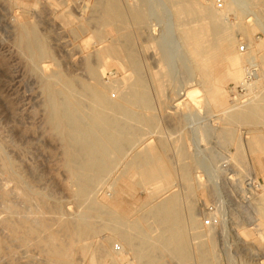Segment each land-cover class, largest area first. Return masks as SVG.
I'll use <instances>...</instances> for the list:
<instances>
[{
	"label": "rangeland",
	"instance_id": "1",
	"mask_svg": "<svg viewBox=\"0 0 264 264\" xmlns=\"http://www.w3.org/2000/svg\"><path fill=\"white\" fill-rule=\"evenodd\" d=\"M121 1L122 3L135 2L133 0ZM140 1L144 4L147 3L146 5L151 12H153L152 9L155 10L152 15V24L159 41H162V47L165 45L163 49L158 51L159 56H156L151 49L152 47L147 50L144 49L146 50L144 52L143 44L145 45V43H141L139 39L135 40V48L139 51H137V55L140 57L141 72L148 90L152 94L150 95L152 110L150 113L145 112V114L154 117L155 125H158L149 129L144 128L143 133L141 132V138L154 141L156 137L163 136V140L167 141L166 147L169 149L164 150L165 155L168 156H165V160L173 162L176 161V156L171 150L175 149V145H191L190 148L193 149L192 134L195 128H198L196 130L199 132L200 128L205 127L206 129L212 124L213 127L211 126V128L216 126L214 123L220 114V108L209 104L211 99L216 103H224L230 106L232 103L234 105L246 101L248 96L240 99L241 101H233L230 90L236 86L237 80L228 76L226 65L220 59H214L208 63L207 73H203L204 77H202L201 72L198 73L199 70L194 68L191 57L176 36L178 35L176 28L169 25L170 22L167 17L170 14L167 10L169 8L168 0ZM259 1L234 0L235 5H232L222 16L224 28L237 39L235 44L237 53H239V43L242 41L247 43L249 39L257 44L255 52L258 55L264 52V20L259 13L262 6ZM93 2L94 0H0V264H53L41 247L37 245L39 244L37 241L40 239H43V242L46 240L56 247L63 246V251L68 252L63 260L66 264H114L111 256L96 249L100 238L110 234L109 229H107L110 222H101L94 217L95 215L86 210L84 208L85 199L97 196L105 210L115 212L113 214L121 219H135L138 212L140 213L143 209L148 194L153 191L155 183L143 186L138 184L137 176L133 172H127L121 179L115 181L110 177L111 175L102 177L89 195L83 197L82 194L77 193L74 176L70 168L65 165L63 144L46 123L42 66L46 65L45 75L61 70L60 72L67 76L74 75V77L86 78L85 69L80 61L81 55L78 53L82 54L81 51L84 50L82 42L87 39L88 36L86 35L89 31L85 29L73 34L68 29V25L70 26L68 22L71 18L72 21L76 20L73 22L74 24L81 25L82 23L81 26L87 25L92 31L96 25L93 21L96 16L95 11L92 10ZM197 2L201 5H209L215 3V0H197ZM70 13H73V16L68 17L67 15ZM64 17L67 20L64 21ZM241 23L247 32L236 27ZM253 23L254 30L249 27ZM29 26L34 28L37 36L40 35L38 36L40 39H44L47 49L49 48L48 50L52 52L53 59L31 60L29 53L22 44L24 28ZM109 36L111 37L112 33H109ZM141 39V41L145 40L144 37ZM159 57L163 59L161 60ZM242 65L245 69L247 62L243 60ZM164 67L171 71H169L168 77L161 79L163 82L160 80L163 83L161 94L162 90L160 93L156 90L154 76L150 75L151 72L153 75ZM257 67L258 79L260 78L261 81L258 82L257 80L256 82L255 95L264 87V66L257 63ZM120 71L122 70L119 67L110 66L106 70L105 80L110 81L119 78L124 74L123 71ZM191 89L196 90L197 100L187 99L185 103L180 102L185 97L180 95L181 97L178 98L177 93L182 94L184 90ZM81 100L85 108L87 102L84 99ZM160 103L167 105L164 106L165 110L161 108L163 104L160 106ZM157 121L161 122L158 124ZM230 124V127L235 130L238 136L243 138L245 143H243L241 160L233 164L235 167L232 163L226 166L224 164L226 157L229 153L236 152V143L229 141L225 144L214 131L206 134L205 139L201 138L198 133L197 139L200 143H197L196 161L199 163L202 161L201 167L197 168L198 172L205 180L208 178L206 177L207 173H211L219 167L221 173L218 176L222 187L219 196L207 197L208 202L205 201V207H201L200 202H197L198 199H195L196 201L192 199L198 198L195 192L190 194L189 200H194L193 209L196 210V217L200 223L203 224V221L209 217L215 221V225L206 226L216 246L213 253L214 262L212 261V263L264 264V155L257 150L252 140L253 137H256L260 145L264 147V129L263 125L257 123L250 125L247 123H228V126ZM225 125L220 124L219 126L228 127L227 124ZM154 131L159 132L155 133ZM177 135L179 136L177 137ZM184 135L187 139L184 138ZM222 161L225 166H221ZM248 161L251 162L252 167L246 172ZM243 167L244 169H242ZM201 168L206 169L205 172L203 170L204 173ZM227 168H232V170L227 171ZM176 177H172L170 192L164 193L161 198L177 192L179 193V206L184 209L188 199H184L186 192L183 190V183ZM112 185L116 194L113 199H110L109 194ZM215 196L218 198L216 199ZM84 213H87L86 221L93 223L96 232L93 236L84 237H75L69 234L65 225L76 220L79 214ZM30 230L35 231V236L28 235ZM188 232V234L192 233L191 230ZM255 232H258L257 235ZM189 236L190 243L199 241L192 239L191 235ZM118 241L117 239L111 241L114 248H116ZM192 247L193 244H191ZM133 258V252L127 251V254L121 256L119 264H139ZM192 258L183 264H197L194 260V254H192ZM164 262L166 264H178L169 256H165Z\"/></svg>",
	"mask_w": 264,
	"mask_h": 264
},
{
	"label": "bare ground",
	"instance_id": "2",
	"mask_svg": "<svg viewBox=\"0 0 264 264\" xmlns=\"http://www.w3.org/2000/svg\"><path fill=\"white\" fill-rule=\"evenodd\" d=\"M133 2L122 3L121 0H94L92 10L96 13L93 19L96 25L94 26V23H92L94 26L92 31L87 25L81 26L82 23L81 25H76L73 23L76 20L72 21L71 18L69 19L68 23H70V26L68 25V29L73 34H77L79 31L82 32L85 29L89 31L86 35L88 36L87 39L82 42L84 50L81 51L82 54L78 53V55H81L80 61L85 69L86 78L74 77V75L67 76L60 72L61 70L53 71L50 75H45L46 65L42 66L46 123L52 133L63 144L65 165L70 168L74 176V185L77 193L82 194L83 197L89 195L96 183L106 175H111L110 177L115 181L121 179L127 172H133L137 176L138 184L144 186L155 183L153 191L148 194L147 201L143 204V209L140 213L138 212V216L135 219H121L113 214L115 212L112 213L109 210H105V207L101 205L102 202L98 201L97 196L85 199L86 204L84 208L86 210L95 215L94 217L98 218L101 222H110V226H107L110 234L108 233L109 235L107 234V236L100 238L101 240L97 243L96 248L98 251L111 256L114 264H119L121 256L125 253L127 254V251L133 252V259H136L139 264H166L164 262L165 256H169V258L175 260L178 264H183L193 259L192 254H194V260L197 264H214L212 261L214 259V248L216 247L215 241L209 234L208 227L200 223V220L196 217L193 201L198 199L197 202L199 201L202 206L199 205L205 207V201L208 202L207 197L220 195L222 185L220 184L218 174L221 173V170H219V167L214 168V171L207 173V179L204 180L201 177L197 168L201 167L202 161L200 163L196 161L197 143H200L197 139V134L199 133L201 138L205 139L206 134L213 133L214 131L225 144L229 141L236 143V152L228 154L224 162L226 166H229L231 163L232 165L236 164L241 160L244 140L230 127L231 124L228 126V123H247L249 125L257 123L258 125H263L264 129V87L255 95L256 82L257 80L258 82L261 81L260 78L258 79L257 63L264 66V52L258 55L255 52L257 44L253 43L250 39L246 43L247 52L239 54L235 50L237 39L226 31L222 23V16L232 5H235L234 0H223L221 9L216 8L215 3L201 5L197 0H168L169 8L167 10L170 14L167 17L170 22L169 25L172 28H176L175 30L178 33L176 36L180 40L179 42H181V45L191 57L194 68L199 70V74L200 72L202 73V77H204L203 73H207L208 63L214 59H220L226 65L228 76L237 80V84L243 80L250 65L256 66L257 71L249 84L246 93L248 96L247 100L234 105L232 103V105L228 106L224 103H216V101L211 99L209 104L211 103L220 108V114L216 123L213 122L216 126L211 128V126L213 127L212 124L209 126L210 128L208 126L206 129L205 127L200 128L199 132L196 130L198 128L193 129L194 133L191 131L194 139L192 142L193 149L192 147L190 148L191 145H175V149L170 150L174 152L176 161L167 162L165 160V156L167 155L164 153V150L167 148V141L163 140V136L159 137L157 135L158 137L154 141L148 138H141L144 128L149 129L158 125H155L156 120L154 117H149L150 115L148 116L147 114L146 116L145 114V112L150 113L152 110L150 99V95L152 94L149 92L150 90H148L141 72L140 57L137 55L138 50L135 48V40L139 39L141 43H145V45L143 44V50L152 47L151 49H153V53L156 56L158 55V51L161 48L163 49L165 45L162 47V41H159L152 24V15L155 10L152 9L153 12H151L148 5H146L147 3L144 4L140 0H133ZM259 2L263 6L260 7L259 13L264 20V0H260ZM72 14L70 13L67 16H73ZM91 16L93 15L91 14ZM65 20L67 19L64 17ZM79 20L81 21V19ZM243 26V23H241L236 27L246 31ZM249 27L254 30V23ZM23 32L24 40L22 44L29 53L31 60L42 61L43 58L53 59L51 50L47 49L44 39H40L38 37L40 35H36L33 27H25ZM109 33H112L111 37H108ZM142 37L145 40L141 41ZM78 46L80 45L78 44ZM160 59L162 60L163 58ZM243 60L247 62V66L244 65L245 69L242 65ZM110 66L119 67L124 74L110 81L105 80L106 70ZM169 71L171 70L164 67L161 71L153 73V75L151 72L150 76H154L153 79L156 80V90L158 93L162 90V94L163 81L161 79L166 76L168 77ZM151 83L153 84V82ZM180 95L185 97L180 100L183 103L187 102V99L197 100L196 90L193 89L184 90L182 94L177 93L178 98L181 97ZM81 99L87 102L85 108ZM162 104L160 103V106L162 105L161 108L165 110L164 106L166 104ZM220 124L224 126L227 124L231 129L219 126ZM184 138L187 139L185 135ZM252 140L257 150L264 155L263 145H260L256 137H253ZM139 146L141 147L138 148ZM222 163L223 161L221 162V166L223 165ZM233 166L235 167V165ZM250 167H252V164L248 161L247 170L245 168L246 172L250 170ZM203 170L205 172L206 169H202V172ZM226 170L230 171L232 168H227ZM173 176H177L183 183V190L186 192V198L184 199H188L184 209L179 206V193L177 192L170 193L161 198L164 193L170 190ZM113 187L112 185L110 188V199H113L116 194ZM193 192L196 193L195 195L198 198H192L194 200L191 201L189 200V196ZM218 196H215L216 199ZM86 215L87 213L79 214L76 220L66 224V231L68 230L69 234L75 237L93 236L96 232L95 227H93V223L86 221ZM189 230H191V234H188ZM28 235L35 236V231L30 230ZM189 235H191L192 239H198L199 241L190 243ZM113 239L119 240L116 248L111 244ZM37 242L39 243L37 245L49 257L50 262L53 264H66L63 260L68 252L63 251V246H53L46 240L43 242V239ZM191 244H193L192 248Z\"/></svg>",
	"mask_w": 264,
	"mask_h": 264
},
{
	"label": "built area",
	"instance_id": "3",
	"mask_svg": "<svg viewBox=\"0 0 264 264\" xmlns=\"http://www.w3.org/2000/svg\"><path fill=\"white\" fill-rule=\"evenodd\" d=\"M215 6H216V8L221 9L223 6L222 0H215ZM238 52L239 53L247 52V44L244 41L239 43ZM248 69L249 70L246 72L243 80L240 81L238 84H236V86H234L230 90V95H232V99L234 102L241 101L240 99H242L243 97H247L246 93L248 91L249 84L252 81V79L254 78L256 71H257L256 66H254V65H250V67ZM203 224L205 226L209 227V226L215 225V221H214V219L209 217L203 221Z\"/></svg>",
	"mask_w": 264,
	"mask_h": 264
}]
</instances>
